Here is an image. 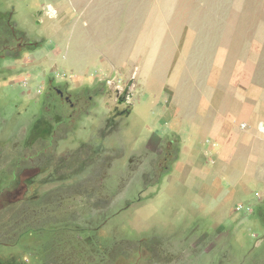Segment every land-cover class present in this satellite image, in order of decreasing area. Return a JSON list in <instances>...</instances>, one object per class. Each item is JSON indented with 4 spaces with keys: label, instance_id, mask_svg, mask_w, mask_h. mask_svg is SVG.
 Wrapping results in <instances>:
<instances>
[{
    "label": "rangeland",
    "instance_id": "obj_1",
    "mask_svg": "<svg viewBox=\"0 0 264 264\" xmlns=\"http://www.w3.org/2000/svg\"><path fill=\"white\" fill-rule=\"evenodd\" d=\"M79 1L0 0V264H264V148L191 127L216 51L264 59V0Z\"/></svg>",
    "mask_w": 264,
    "mask_h": 264
},
{
    "label": "crops",
    "instance_id": "obj_2",
    "mask_svg": "<svg viewBox=\"0 0 264 264\" xmlns=\"http://www.w3.org/2000/svg\"><path fill=\"white\" fill-rule=\"evenodd\" d=\"M130 1L134 3L137 1L138 6L139 3L145 4L149 13H159L157 8L163 4H167L168 8V6L185 3V0ZM79 3V15L82 14L83 17L87 14L89 17H96L97 6L100 8H98L100 14L107 12L97 0H80ZM113 6L111 14L116 16L118 5L115 3ZM49 11L53 12L51 8ZM54 11L56 12L55 9ZM56 16L58 18V12ZM262 57L260 61L230 64L227 59H223L222 53L215 52L213 72L206 85L211 92L209 94H203L200 91L196 93L199 96V109L194 113L195 119L191 124L196 136L203 138L201 140L204 142L202 147L206 149L205 156L210 155L216 159H235L237 156L245 155L247 156L245 159L263 158L258 150L259 147L264 148V133L262 134L260 130V125H264V59ZM176 63V59H173L170 66L173 74H175L174 70H181L183 66V64ZM175 76L176 74L172 75L173 78ZM164 90L171 95L166 101L167 110H171L169 105L175 98V93L168 88ZM240 125H245V129H242ZM191 144L194 147H200L195 140ZM238 149L240 151L238 155H235Z\"/></svg>",
    "mask_w": 264,
    "mask_h": 264
},
{
    "label": "flooded vegetation",
    "instance_id": "obj_3",
    "mask_svg": "<svg viewBox=\"0 0 264 264\" xmlns=\"http://www.w3.org/2000/svg\"><path fill=\"white\" fill-rule=\"evenodd\" d=\"M55 90V89H54ZM55 93L60 97V98H62L63 99V101H67L68 103H69V99L61 92V91H59V90H57V91H55ZM3 97V96H2ZM71 107H73V105H70ZM45 122H47V120H44ZM48 123V122H47ZM45 125H46V123H45ZM34 130H35V133H36V135H35V138H43V139H46V138H44V136H43V134H46V133H48L49 135L47 136V138L48 137H51V130L52 129H47V127L45 128V129H43V130H41V129H39V127H35L34 128ZM46 130V131H45ZM53 131V130H52ZM43 170V169H42Z\"/></svg>",
    "mask_w": 264,
    "mask_h": 264
},
{
    "label": "built area",
    "instance_id": "obj_4",
    "mask_svg": "<svg viewBox=\"0 0 264 264\" xmlns=\"http://www.w3.org/2000/svg\"><path fill=\"white\" fill-rule=\"evenodd\" d=\"M241 127H244V125H241ZM260 130H262V131L264 130V125H263V124H261V125H260ZM237 209H239V210H240V209H241V207H238Z\"/></svg>",
    "mask_w": 264,
    "mask_h": 264
},
{
    "label": "trees",
    "instance_id": "obj_5",
    "mask_svg": "<svg viewBox=\"0 0 264 264\" xmlns=\"http://www.w3.org/2000/svg\"><path fill=\"white\" fill-rule=\"evenodd\" d=\"M31 45V44H30ZM29 45V46H30ZM32 46V49L31 50H35V49H37L38 47H39V45H35V46H33V45H31Z\"/></svg>",
    "mask_w": 264,
    "mask_h": 264
}]
</instances>
